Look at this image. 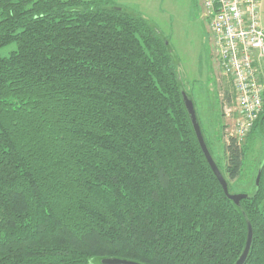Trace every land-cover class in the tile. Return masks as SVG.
Instances as JSON below:
<instances>
[{
	"label": "trees",
	"instance_id": "16d2710c",
	"mask_svg": "<svg viewBox=\"0 0 264 264\" xmlns=\"http://www.w3.org/2000/svg\"><path fill=\"white\" fill-rule=\"evenodd\" d=\"M166 41L107 0H0V50L15 45L0 54V264L240 257L246 220L199 145ZM246 147L225 142L230 192ZM261 165L241 201L254 231L246 264H264Z\"/></svg>",
	"mask_w": 264,
	"mask_h": 264
},
{
	"label": "rangeland",
	"instance_id": "374dc122",
	"mask_svg": "<svg viewBox=\"0 0 264 264\" xmlns=\"http://www.w3.org/2000/svg\"><path fill=\"white\" fill-rule=\"evenodd\" d=\"M141 13L153 21L168 39L178 59V71L185 91L191 95L204 136L214 158L224 169L225 126L230 108L237 107L230 80L215 59L209 22L203 15L200 0H107ZM15 45L1 49L7 55ZM251 137V136H250ZM250 139L252 141H250ZM242 143L247 155L240 178L230 181L232 193H252L255 176L264 156V138L255 133Z\"/></svg>",
	"mask_w": 264,
	"mask_h": 264
},
{
	"label": "built area",
	"instance_id": "2783aa9c",
	"mask_svg": "<svg viewBox=\"0 0 264 264\" xmlns=\"http://www.w3.org/2000/svg\"><path fill=\"white\" fill-rule=\"evenodd\" d=\"M215 59L231 84L237 107L227 112V136L242 144L264 108L262 0H200Z\"/></svg>",
	"mask_w": 264,
	"mask_h": 264
},
{
	"label": "water",
	"instance_id": "95a60500",
	"mask_svg": "<svg viewBox=\"0 0 264 264\" xmlns=\"http://www.w3.org/2000/svg\"><path fill=\"white\" fill-rule=\"evenodd\" d=\"M166 44H169L166 41ZM182 97H183V102H184V106L186 108V111L188 113V116L190 118L192 127L194 129L196 138L199 142V145L205 155L206 160L208 161L213 173L215 174L217 180L219 181L226 197L230 200H232L239 208H241L242 212H243V216L246 220L247 223V240L245 243V247L244 250L242 252V254L240 255V257L237 259V261L234 264H246L247 259L249 257L251 248H252V242H253V236H254V231H253V227L251 224L250 219L248 218L246 212L244 211L242 205H241V201L244 198H249L252 194L251 193H232L230 192V188H229V184H228V180L225 177L224 173L222 172L221 168L219 167L217 161L215 160L203 133L200 121L198 119L197 116V111H196V107L194 104V100L191 97V95H189L185 90H182ZM262 167L263 165H261L258 174H257V178H256V190L254 191V194L257 192V187L259 185V180H260V176H261V172H262ZM105 263L108 264H140L138 262L135 261H130V260H126V259H119V258H108L104 261Z\"/></svg>",
	"mask_w": 264,
	"mask_h": 264
},
{
	"label": "crops",
	"instance_id": "0c3cea01",
	"mask_svg": "<svg viewBox=\"0 0 264 264\" xmlns=\"http://www.w3.org/2000/svg\"><path fill=\"white\" fill-rule=\"evenodd\" d=\"M261 14H262V23L264 25V0L261 3Z\"/></svg>",
	"mask_w": 264,
	"mask_h": 264
}]
</instances>
